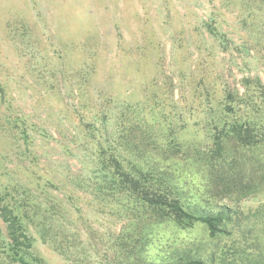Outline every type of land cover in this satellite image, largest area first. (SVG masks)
<instances>
[{"label":"trees","instance_id":"16d2710c","mask_svg":"<svg viewBox=\"0 0 264 264\" xmlns=\"http://www.w3.org/2000/svg\"><path fill=\"white\" fill-rule=\"evenodd\" d=\"M12 22L11 36L23 51L27 24ZM198 35L206 56L241 51L230 47L214 18L202 21ZM251 37L258 44L264 38ZM249 49L245 40L242 51ZM85 68L82 84L93 66ZM240 71L231 84L220 71L210 80L202 67L183 103L174 99L169 77L143 102L109 97L95 112L91 102L82 103L73 114V146L68 130L50 145L52 134L18 112L0 85V136L7 145L0 152V264H51L40 244L67 264H264L256 236L233 250L223 241L236 232L247 238L238 204L264 193V80ZM183 130L196 138H184ZM88 206L118 226L96 228ZM163 223L201 224L212 245L167 244L152 258V235Z\"/></svg>","mask_w":264,"mask_h":264},{"label":"rangeland","instance_id":"374dc122","mask_svg":"<svg viewBox=\"0 0 264 264\" xmlns=\"http://www.w3.org/2000/svg\"><path fill=\"white\" fill-rule=\"evenodd\" d=\"M209 17L232 39L230 47L241 51L215 49L205 55L197 45L198 27ZM12 21L27 24L28 47L23 51L11 36ZM261 32L264 36V0H0V85L18 112L52 134L50 145L64 140L61 131L68 130L73 146L77 131L73 114L82 110V103L91 102L95 112L109 97L119 103L143 102L152 90H160L167 77L173 80L174 99L183 103L202 67L210 80L220 71L237 84L240 69L259 73L264 80V38L260 44L251 40ZM245 40L249 52L242 51ZM243 59L249 63L244 65ZM88 64L93 70L82 84ZM187 131H182L184 138L195 137ZM197 135L200 138L201 132ZM2 140L0 136V152L7 147ZM238 206L247 238L238 232L224 237V248H242L256 236L264 254V212H256L264 206V193ZM85 211L97 220L93 224L98 229L119 224L97 215L90 206ZM152 237L148 250L152 258H158L159 248L167 244L212 245L201 224L181 229L163 223ZM39 251L51 264H67L46 245L40 244Z\"/></svg>","mask_w":264,"mask_h":264}]
</instances>
